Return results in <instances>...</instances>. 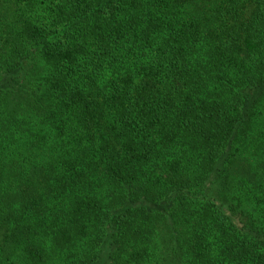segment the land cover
Instances as JSON below:
<instances>
[{
  "label": "trees",
  "instance_id": "16d2710c",
  "mask_svg": "<svg viewBox=\"0 0 264 264\" xmlns=\"http://www.w3.org/2000/svg\"><path fill=\"white\" fill-rule=\"evenodd\" d=\"M0 264H264V0H0Z\"/></svg>",
  "mask_w": 264,
  "mask_h": 264
}]
</instances>
